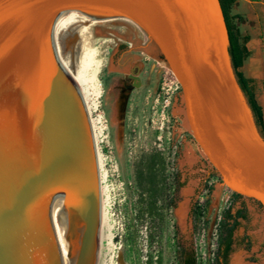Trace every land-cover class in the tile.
Listing matches in <instances>:
<instances>
[{
	"label": "water",
	"instance_id": "water-1",
	"mask_svg": "<svg viewBox=\"0 0 264 264\" xmlns=\"http://www.w3.org/2000/svg\"><path fill=\"white\" fill-rule=\"evenodd\" d=\"M80 18L139 26L223 184L264 208V137L237 83L219 0H0V264L102 263L91 119L54 48L55 27Z\"/></svg>",
	"mask_w": 264,
	"mask_h": 264
},
{
	"label": "rangeland",
	"instance_id": "rangeland-1",
	"mask_svg": "<svg viewBox=\"0 0 264 264\" xmlns=\"http://www.w3.org/2000/svg\"><path fill=\"white\" fill-rule=\"evenodd\" d=\"M234 12L246 18L240 27L251 36V55L243 71L255 81L264 108V0H237ZM94 37L95 46L113 40L102 48L98 73L105 93L99 111L104 136L101 199L107 201L108 221L117 233V249L105 260L111 263L121 253L123 264H182L191 253L197 264H216L221 225L231 209L232 214L245 211L247 220L240 219L234 232L229 264L240 255L243 264H264V243L254 239V232L262 231L264 208L235 197L208 162L186 124L182 90H175L170 69L141 46L148 42L145 33L119 20L99 28ZM118 45L123 49L115 56ZM122 59L141 66V84L132 93L124 75L128 68L117 67ZM157 156L154 172L163 180V192L152 205L146 184Z\"/></svg>",
	"mask_w": 264,
	"mask_h": 264
},
{
	"label": "bare ground",
	"instance_id": "bare-ground-1",
	"mask_svg": "<svg viewBox=\"0 0 264 264\" xmlns=\"http://www.w3.org/2000/svg\"><path fill=\"white\" fill-rule=\"evenodd\" d=\"M119 20L139 28V26L123 18H108L105 20L80 18L61 23L54 29V48L57 61L77 86L91 119L97 148L100 198L104 193L101 187L103 181V158L100 148L101 141L103 140V116L99 111L101 99L105 93L98 73L103 65V60L100 56L102 48L108 46L113 40L104 39L98 46H95L94 35L99 32V28L109 27L112 23ZM95 114L98 115L95 117ZM105 203L107 201L105 202L102 198L100 202L103 228V256L101 264H123L121 253L115 255V261L111 263L105 260V255L109 251L112 252L114 249H117V233L114 232L113 226L109 224Z\"/></svg>",
	"mask_w": 264,
	"mask_h": 264
},
{
	"label": "trees",
	"instance_id": "trees-1",
	"mask_svg": "<svg viewBox=\"0 0 264 264\" xmlns=\"http://www.w3.org/2000/svg\"><path fill=\"white\" fill-rule=\"evenodd\" d=\"M225 18V23L228 32V53L231 58V63L235 72L237 83L244 93L250 109L253 113L256 125L264 137V108L259 102L256 93L255 81L248 77L243 71L246 61L249 59L251 53L248 48V43L251 40L249 34H245L241 30V24L246 21V18L234 12V6L237 0H219ZM159 161V156L153 159L147 175L148 182L146 185L150 186L152 205H155L156 194L163 192V180L159 179V174L154 172L156 163ZM142 177H144L142 175ZM143 187V184H140ZM235 197L241 198L242 196L234 194ZM247 214L243 210H238L235 214L231 213L229 209L225 213L224 222L221 225V241L217 252L216 264H229V257L233 251L234 245V232L240 226V219H246ZM182 264H197L194 254H189L187 258H183Z\"/></svg>",
	"mask_w": 264,
	"mask_h": 264
},
{
	"label": "flooded vegetation",
	"instance_id": "flooded-vegetation-1",
	"mask_svg": "<svg viewBox=\"0 0 264 264\" xmlns=\"http://www.w3.org/2000/svg\"><path fill=\"white\" fill-rule=\"evenodd\" d=\"M146 45L145 41L141 42V46L144 47ZM131 47V46H130ZM123 49L122 45L117 46V51L115 53V56H117ZM121 63L117 65L119 69H125L128 68L129 72L124 73V75L127 77V92L132 93L136 88L134 87L135 85L141 84L140 75L142 73L141 66L138 63H130L129 61H126L125 59H122L120 61ZM138 62V61H137ZM116 64V63H115ZM164 89V88H161ZM193 209V208H192ZM192 211V210H191Z\"/></svg>",
	"mask_w": 264,
	"mask_h": 264
},
{
	"label": "crops",
	"instance_id": "crops-1",
	"mask_svg": "<svg viewBox=\"0 0 264 264\" xmlns=\"http://www.w3.org/2000/svg\"><path fill=\"white\" fill-rule=\"evenodd\" d=\"M261 218V221L263 223V226H262V231H260L257 235V231L254 232V239L257 241V238L259 239V241L261 243H264V212L263 214L260 216ZM247 220V218L245 219V221ZM249 238L246 236V241L248 240ZM239 262H241L243 264V260H242V255L238 256V257H235L233 259V264H239Z\"/></svg>",
	"mask_w": 264,
	"mask_h": 264
},
{
	"label": "built area",
	"instance_id": "built-area-1",
	"mask_svg": "<svg viewBox=\"0 0 264 264\" xmlns=\"http://www.w3.org/2000/svg\"><path fill=\"white\" fill-rule=\"evenodd\" d=\"M172 84L175 85V90L181 89L180 86H179V84L175 81L174 77H173V80H172ZM170 88H172V86H170Z\"/></svg>",
	"mask_w": 264,
	"mask_h": 264
}]
</instances>
